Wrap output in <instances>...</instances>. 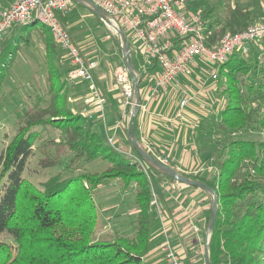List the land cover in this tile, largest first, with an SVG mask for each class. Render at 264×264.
Listing matches in <instances>:
<instances>
[{"label":"trees","instance_id":"16d2710c","mask_svg":"<svg viewBox=\"0 0 264 264\" xmlns=\"http://www.w3.org/2000/svg\"><path fill=\"white\" fill-rule=\"evenodd\" d=\"M192 3L207 23L206 44L216 43L226 32L235 33L261 20L264 12L256 6L250 9L235 0H224L219 22L212 18L211 5L206 7L198 0ZM30 26L41 31L44 28L50 37L45 41L44 77V94L50 98L43 110L37 100L14 108L18 127L0 152V181L4 179L0 193V264H143V256L154 241L150 202L155 193L161 195L158 181H178L140 159L129 140L132 151L119 150L97 129V121L89 122L79 109L68 104L66 70L55 62L59 47L46 27L36 21L22 25ZM125 33L131 48V64L135 73H141L138 92L142 100L141 91L146 84L143 66L150 71L155 63ZM23 37L22 33L0 41V85L15 63L20 43H28L27 37ZM112 41L118 43L115 38ZM215 64V78L219 86L224 84L225 98L217 115L211 118L210 129L204 131L210 147L215 148L213 166L200 173L179 172L210 186L217 194V214L208 245L210 264H264V137H244L252 130L264 133V49L250 45L247 53L232 52ZM93 77L98 83L95 70ZM101 93L104 96V91ZM43 111L50 112L52 117L63 116L61 123L42 120ZM50 123L55 124L62 141L48 139L49 143L66 155L59 153L50 164L45 158L39 160L41 166L59 165L62 169L38 187L23 172L38 147V127ZM98 156L111 165L101 172L75 173L81 168L79 160L88 162ZM67 170L69 175L62 177ZM113 179H119L124 189L136 184L135 217L114 222L110 237L100 238L96 236L100 219L94 193ZM206 193L210 198L209 219L212 196ZM207 223L208 220L200 227L201 238L206 235Z\"/></svg>","mask_w":264,"mask_h":264},{"label":"rangeland","instance_id":"374dc122","mask_svg":"<svg viewBox=\"0 0 264 264\" xmlns=\"http://www.w3.org/2000/svg\"><path fill=\"white\" fill-rule=\"evenodd\" d=\"M243 7H249L250 9L253 8V6H256L259 10V12L264 10V0H235ZM204 3V5L207 7L211 5L212 8V18H217L220 22L222 20V5L224 4V0H198V3ZM197 3V4H198ZM61 19L63 21H60L62 25L70 32L74 40L77 42V46L80 48L81 53L85 59L90 60H99L105 69H108V74H110L109 69L112 67L113 77H114V70L116 67L124 66L123 65V59H122V51L120 47V39L117 32L107 25H104L102 21L88 8L85 6L79 4L76 2L75 6L69 11L68 13L64 14L61 13ZM69 18L71 22L70 27L66 25L65 19ZM60 20V19H59ZM42 29V28H41ZM41 31L39 28L32 30V33H26L23 32L24 36L23 39H26L28 43L23 44L20 43V47L17 50V53L15 54V63L12 65V67L7 71L2 84L0 85V152L4 145L10 140L13 135L15 134L18 123L15 121L14 118V108L16 106H19L20 104H23L24 102L36 101L39 102L38 105L40 106L39 109L43 110L48 106L50 95L44 94V87L45 86V70L47 68L46 66V59L41 58L39 59V52L36 48L37 45L35 43L36 38L38 35H45L43 36L44 40L48 38L50 40V37L47 36V32ZM112 38L117 39V44H113L111 42ZM54 39V38H53ZM55 41V40H54ZM62 53H64L63 50H61ZM32 55H35L36 61L33 60ZM26 61L28 65L26 64ZM216 64L211 63V68H213ZM59 67L63 68L64 70H67L68 72L71 70V68L62 62L59 61L58 64ZM67 68V69H66ZM216 69V66H215ZM107 72V71H106ZM152 74L150 71L146 74L149 75ZM68 82H67V102L68 104L76 109H79L82 114L85 116V118L89 122H96L97 121V129L105 135L104 128V122H103V111H104V103L102 105V109L99 108V104L97 101H90L86 102L87 98L90 96L89 89L87 84H84L82 79L76 78L71 79L68 76V73H66ZM145 76V77H146ZM213 76V75H212ZM144 77V78H145ZM209 75L207 73L202 74V77H200V81L206 82L209 79ZM211 79H213L211 77ZM114 81L117 85H119L114 77ZM86 83V82H85ZM74 85H76V90H73ZM120 88V103L122 106V113H121V119L122 124L120 125L123 132L124 140L126 141V145L128 144V137L127 134H125V129H127V122L131 111V106L133 105L132 99H126L124 96L122 89ZM224 89V84L222 86L218 85L217 93H218V100L219 102L223 103V100L225 98V94H223L222 90ZM142 93V91H141ZM41 97V99L39 98ZM86 97V98H85ZM103 97V96H102ZM39 98V99H38ZM149 98V97H148ZM104 99V98H103ZM85 100V101H84ZM146 100V101H145ZM142 99L140 100V106L141 104H146L147 107V101L148 99ZM127 101V102H126ZM134 101V99H133ZM220 103V104H221ZM87 107V108H86ZM98 107V111L96 114L93 110V108ZM141 110V107L140 109ZM41 119L44 121H57L58 123H61L62 117L55 116L52 117L50 112H42L41 113ZM38 129L40 132V138L36 141V144L38 147L35 148L34 153L28 158L27 165L25 167V170L23 172V176L29 180L34 185L41 187L42 182L47 180L49 177L57 174L61 171L62 167L59 165H49L44 166L40 165L38 162L41 158H45L46 163H51L53 160H56V157H58L59 153L62 154V156H65L64 152H58L57 148L55 146H51L48 139H51V141H62V135L59 134L58 130L55 128V124H45L44 127L41 126ZM244 137H249L253 139H261L264 137L263 132H259L257 130H252L251 132L244 133ZM109 138H111V144H113L115 141V145L117 144V139L113 135H108ZM46 143V146L44 145ZM119 150L125 149L124 145L120 148L119 144L116 145ZM45 147V148H44ZM130 147V146H129ZM40 148V149H38ZM127 148V147H126ZM209 153V151H208ZM152 154V153H151ZM215 155V148L211 145V154H208L207 163H205V167L208 168L209 165L211 167L213 166L212 158ZM135 158H137L135 156ZM156 158V157H155ZM211 159V162H210ZM162 160V159H161ZM81 161V168H78L75 173L81 172V170H85L89 173H96L101 172L107 167H109L111 164L110 162L103 158V156H98L91 161H84L83 159L79 160ZM137 161L140 163L141 161L137 159ZM163 161V160H162ZM165 162V161H164ZM140 165H142L140 163ZM144 167L141 166V169ZM206 168V169H207ZM79 172V173H80ZM69 171H64L62 174V177L68 176ZM4 182V179L0 181V193L2 184ZM159 187L162 190L161 192V198L165 197L166 194V186L171 183L167 181V185L162 183V180L158 181ZM178 183V182H177ZM169 186V187H170ZM136 189V184L132 183L128 188L124 189L123 183L119 179H113L110 180L109 183L99 186L94 193V199L97 204V212L100 219V226L97 229L96 236L103 238H109L110 235L113 233V227H114V220L116 217L118 218H124L125 221L133 220L135 217V214L133 212L134 210V191ZM196 193L199 195L200 199L205 197L206 203H205V211L200 214L198 212V202H194V206L191 208V212H193L192 216V223L195 222V218L199 220L200 225H203L208 220V214L210 209V198L208 194L200 189H196ZM160 196L155 193V198L158 203V209L152 206L153 210V219L151 222V228L154 234V241L152 242V245L157 244L159 242L160 234H163V226L160 222L161 218L164 216L163 206L160 203ZM199 200L200 201V199ZM154 198V197H153ZM152 198V200H153ZM196 199V198H195ZM151 200V201H152ZM212 204V201H211ZM197 210V211H196ZM200 211V210H199ZM195 213V214H194ZM203 216L200 218V216ZM166 215V214H165ZM193 227V226H192ZM201 227V226H200ZM200 227L197 226L196 229L193 227V230L197 231L195 234L196 239H200L201 242L205 241L206 235L204 238H201L200 235ZM159 235V236H158ZM3 238H7L8 236H3ZM189 238V237H188ZM198 253L199 255H202V246H199Z\"/></svg>","mask_w":264,"mask_h":264},{"label":"crops","instance_id":"0c3cea01","mask_svg":"<svg viewBox=\"0 0 264 264\" xmlns=\"http://www.w3.org/2000/svg\"><path fill=\"white\" fill-rule=\"evenodd\" d=\"M12 1L0 0V10ZM65 21L66 25H71L69 18ZM70 25L68 26L70 27ZM34 29L37 28L32 26L23 28L22 25H16L7 36L19 35L23 32L32 33ZM43 36L38 35L35 41L40 54L39 59H46L47 51ZM74 42L77 43L75 40ZM58 50V55L55 56L56 64L58 65L60 61L72 68L65 54L61 52L62 49L59 48ZM32 58L34 61L37 60L35 55H32ZM87 61L96 62L97 66L94 70L98 83L95 78L94 83L101 96H103L101 92L104 91V111L102 113L105 136L113 135L117 139L119 147L126 146L127 148L125 147L123 151L130 153L132 151L131 146L126 145L120 126L122 124L120 117L123 109L120 103V88L114 81L112 67L109 69L110 74L107 75L108 69H105L99 60L88 59ZM28 63L29 61H26L27 65ZM65 72L68 73L67 70ZM151 73L145 77L146 84L141 93L142 99H148L146 102L147 107L145 110H139L134 121L137 141L144 149L152 153L151 155L157 159H162L177 171L200 173L207 170L205 163L208 162L207 158L208 154H211V147L207 140L208 135L204 134V131L210 129L211 118L217 115L221 103L218 100L217 93L218 81L212 76L216 73L215 66L211 68V62L200 56L196 57L191 64L189 75H179L175 84H170L165 89H159L154 96H151L149 90L154 76L153 72ZM205 73L210 78L202 83L200 77ZM82 82L87 84L91 95L92 89L89 83ZM73 90H76V85H74ZM183 98H187V102L181 107L180 101ZM93 110L96 111L95 114L99 112L98 107L93 108ZM113 142V145H115V141ZM208 167H211V165ZM162 183L167 185V181H162ZM169 186H166L165 197H160V203L166 212L160 222L162 224L163 221L174 248L185 264H204L205 241L200 244V239L198 241L195 237L197 231L193 230L192 227L194 224L200 227V222H198L200 219L195 218V222L192 223L193 212H191V208L194 206V202L196 204L198 202V212L201 214L205 211L207 199L205 197L200 199L196 193V188L190 185L175 182ZM198 197L200 201L197 200ZM202 217L200 216V218ZM116 221L122 222L125 219L116 217L114 222ZM159 238V242L151 246L143 256V264H167L163 259L164 253L159 247L162 240L161 234ZM199 246H202V255L198 253Z\"/></svg>","mask_w":264,"mask_h":264},{"label":"built area","instance_id":"2783aa9c","mask_svg":"<svg viewBox=\"0 0 264 264\" xmlns=\"http://www.w3.org/2000/svg\"><path fill=\"white\" fill-rule=\"evenodd\" d=\"M90 1L102 10L111 24H120L132 37L135 47L155 63V68L150 70L154 75L149 89L151 96L156 95L159 89L175 84L179 75H189L196 57L218 63L232 52L247 53L250 45L264 49V12L261 20L235 33L226 32L216 43L206 44L204 32L207 23L192 0ZM75 4L74 0H13L0 10V41L16 25H27L35 21L40 23L49 30L58 47L64 51L72 67L68 72L69 78H80L89 83L92 92L86 102L97 101L102 109L104 99L93 77L97 64L83 57L80 48L58 18V14L68 13ZM103 24L113 28L106 22ZM143 71L146 76V66H143ZM135 75L138 80L141 78V73L136 72ZM114 77L126 99H132L133 103V88L126 68L116 67ZM186 102L187 98H183L180 106ZM140 107L145 110L146 104ZM107 139L112 142L111 138ZM151 204L158 209L155 196ZM162 226L159 247L164 253L163 259L167 264H185L174 248L163 221ZM193 227L196 229L197 226Z\"/></svg>","mask_w":264,"mask_h":264},{"label":"water","instance_id":"95a60500","mask_svg":"<svg viewBox=\"0 0 264 264\" xmlns=\"http://www.w3.org/2000/svg\"><path fill=\"white\" fill-rule=\"evenodd\" d=\"M74 1L88 8L102 21V23L106 22L112 25L115 31L117 32V34L119 35V39L121 42L120 47L122 51L123 65L128 72L129 78L132 83L133 94H134V101H133V105L131 106V111H130V115H129L128 122H127V137H128V140L132 148L136 152V154L145 163L171 176L178 182L186 184V185L195 186L211 194L212 204H211L210 216H209L208 223L206 226V238H205V243H204V264H210L209 253H208L209 236L214 227V221L216 218L217 207H218V199H217V194L215 190L200 181L191 179L181 174L179 171L173 168L170 164L155 158L153 155L148 153L139 144V142L137 141L136 135H135V130H134V120L137 114L139 113V109H140V95L138 92V81L139 80L135 75V71L130 61L131 48H130V44L127 39V35L120 24H117L116 26L111 24V22H109V20L106 18L102 10L98 6L93 4L90 0H74Z\"/></svg>","mask_w":264,"mask_h":264}]
</instances>
